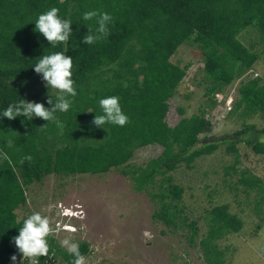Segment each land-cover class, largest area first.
Masks as SVG:
<instances>
[{
    "label": "trees",
    "instance_id": "obj_1",
    "mask_svg": "<svg viewBox=\"0 0 264 264\" xmlns=\"http://www.w3.org/2000/svg\"><path fill=\"white\" fill-rule=\"evenodd\" d=\"M52 6L73 22L68 54L73 56L79 95L68 113H58L57 122L43 125L44 120L34 118L25 127L20 117L0 120V264H9L16 251L9 238L18 234L17 210L27 205L29 187L50 174H105L116 169L131 178L137 192L149 196L156 206L155 221L172 231L186 230L195 243L200 227L187 213L185 188L173 172L181 166L193 168L199 158L224 145L234 157L229 169L239 174L238 184L247 193L261 195L258 209L264 205V180L249 169L237 168L241 143L264 158V126L246 122L255 115L264 120V77L249 72L260 56L239 39L250 26L264 36V0H0V108L19 95L46 102L44 92L31 95L26 85L40 78L32 66L43 50H49L32 21ZM93 8L110 12L113 20L107 36L83 45L79 38L87 31L84 25L94 22L83 21L81 14ZM189 43L204 56L208 108L218 104L215 95L248 72L231 111L244 119L239 130L209 135L213 127L207 107L175 126L167 121L169 101L189 68L172 57ZM113 94L120 96L129 122L96 128L90 123L95 113L85 111L99 112L98 99ZM154 144L163 147L159 156L142 165L131 163L138 149ZM207 220L209 228L199 240L206 264H226V250L218 241L239 233L244 220L229 204L212 207ZM50 241L54 254L72 264L70 254L53 236ZM79 248L84 256L90 253L86 241Z\"/></svg>",
    "mask_w": 264,
    "mask_h": 264
},
{
    "label": "rangeland",
    "instance_id": "obj_2",
    "mask_svg": "<svg viewBox=\"0 0 264 264\" xmlns=\"http://www.w3.org/2000/svg\"><path fill=\"white\" fill-rule=\"evenodd\" d=\"M239 39L260 56L250 74L264 77L263 34L257 27L250 26L242 31ZM172 61L181 66L189 65V68L176 95L169 101L167 121L171 126L207 107L213 127L209 135L220 137L243 127L244 119L231 111L248 72L225 88L217 97L215 107L208 108L204 56L199 48L191 43L183 44ZM26 87L31 95L47 92L40 78L29 81ZM180 108L185 110L184 114H180ZM246 120L259 128L264 126L260 115ZM238 147L241 163L237 168L249 169L264 180V158L244 143ZM162 151L163 147L157 144L140 148L131 163L145 164ZM233 162L234 157L222 145L212 155L199 158L193 168L181 166L173 172L175 181L185 188L183 204L187 213L200 227L195 243L190 242L186 230L172 231L155 221V204L146 193L134 189L130 177L116 169L105 174L47 175L29 187L28 203L17 213L36 210L47 214L58 243L63 238L78 244L88 242L87 264H206L199 240L209 228L208 212L216 205L229 204L231 211L244 220V227L239 233L218 241L220 248L226 250V264H264V205L260 209L257 206L261 195L256 191L247 193L244 186L238 184L239 174L229 169ZM65 209L70 212L66 214Z\"/></svg>",
    "mask_w": 264,
    "mask_h": 264
},
{
    "label": "clouds",
    "instance_id": "obj_3",
    "mask_svg": "<svg viewBox=\"0 0 264 264\" xmlns=\"http://www.w3.org/2000/svg\"><path fill=\"white\" fill-rule=\"evenodd\" d=\"M81 19L85 22H94V26L84 25L87 31L79 38L83 45H92L108 35L113 17L108 11L93 8L82 12ZM32 22H34V32L48 42L49 50H43V54L36 57L32 66L47 89L46 102L29 100L26 96L19 95L6 107L0 108V120L5 117L9 120L20 117V123L25 127L34 118L44 120L46 123L43 125L48 122H57L58 113H68L74 106L75 98L79 95V86L74 78L73 56L68 54L74 31L71 27L72 19L61 15L60 9L52 6L38 13ZM58 46L61 50H56ZM26 83V80L21 81V86ZM120 100V96L115 94L101 96L98 99L99 112L94 109L85 111L95 113L90 123L102 129L107 124L121 127L126 125L129 122V116L122 109ZM28 158L31 159V157ZM64 211L67 213L68 209ZM17 220L21 224L17 228L18 234L9 238L10 243L16 249L10 257L12 264H26L28 261L31 264H38L41 257H55L50 241L54 228L47 214L33 210L18 215ZM59 246L70 254L72 264H87L86 257L81 253L77 242L63 238L59 240Z\"/></svg>",
    "mask_w": 264,
    "mask_h": 264
},
{
    "label": "built area",
    "instance_id": "obj_4",
    "mask_svg": "<svg viewBox=\"0 0 264 264\" xmlns=\"http://www.w3.org/2000/svg\"><path fill=\"white\" fill-rule=\"evenodd\" d=\"M255 76H258V74L255 73ZM220 96H221L220 94L216 95V97H220ZM69 212L70 211H68L66 214H68ZM67 227H70V226H67ZM54 256L55 257H51V258L41 257L38 264H67V262H65L59 255L54 254ZM9 264H12V261ZM26 264H31V262L28 261L26 262Z\"/></svg>",
    "mask_w": 264,
    "mask_h": 264
},
{
    "label": "crops",
    "instance_id": "obj_5",
    "mask_svg": "<svg viewBox=\"0 0 264 264\" xmlns=\"http://www.w3.org/2000/svg\"><path fill=\"white\" fill-rule=\"evenodd\" d=\"M250 72H251V70H250Z\"/></svg>",
    "mask_w": 264,
    "mask_h": 264
}]
</instances>
